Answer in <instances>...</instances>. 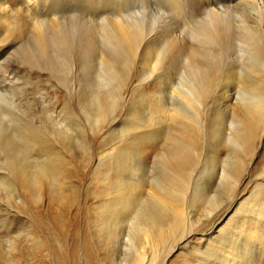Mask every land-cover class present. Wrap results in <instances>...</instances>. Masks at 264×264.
<instances>
[{"label": "rangeland", "instance_id": "374dc122", "mask_svg": "<svg viewBox=\"0 0 264 264\" xmlns=\"http://www.w3.org/2000/svg\"><path fill=\"white\" fill-rule=\"evenodd\" d=\"M11 1L0 0L1 17L5 14L3 7H12L9 5ZM55 1L56 4H52V1L42 0L38 5L40 11L48 8L57 10L56 20L66 22L63 24L67 27L63 30L64 41L58 43V33L52 29V20L48 17H54L53 14L44 16V25L50 29L42 37H46V40L43 39L45 47L49 44L46 41L53 39L48 50L41 49V42L37 45L40 39L34 35L35 27L28 20L29 15L26 16L25 12L29 11H26L28 5H24V0L20 1V6L26 10L12 12L18 17L17 21L11 16L7 21L8 28L18 24L22 29L17 37H9V40L6 34V42L15 40L16 44L0 59V135L12 142L10 150L13 159L16 155V160L20 158L23 152L21 146H24L26 139L36 141L39 135L46 146L53 144L59 150V158L54 160L46 157L44 167L47 173L41 178L36 176L34 184L39 182V185H35L31 193L21 188L18 190L17 184H11L12 193L15 194L17 190L20 192L21 202L17 198L5 202L3 187L0 186V247L7 257L5 261L0 259V264H230L234 254L239 256L235 257L236 263L232 264H264V225L249 222L254 214L255 200H252L251 194L256 192V177L264 174V135L262 144H256L257 153L251 159V164L243 170V177L237 187L221 181L219 177L223 167L220 164L202 161L194 167L188 166V175L185 174V179H188L183 187L182 203L179 204L182 218L177 229H166L172 217L168 211L157 206L158 213H166L167 221L164 223L168 222L166 227L164 224L166 233L158 249H149L150 245L142 243L139 236L132 244V228H128L125 221L116 220L110 211L120 204L114 202L109 210L96 206L119 194L116 184L104 186L98 180L102 179V174L112 177L121 172L122 166L141 165L133 154L128 153L135 147L138 134L151 130L160 134L164 142L168 130H171L169 126L166 127L172 120L170 108L175 103L181 105L179 88L183 82L189 83L187 68H184L187 66L181 60L185 36L183 28L188 23V12L193 10L196 13L205 0H179V9L167 0H53V3ZM243 13L246 20L252 15ZM37 16L38 19L42 18ZM116 17L126 19L125 22L128 21L132 28L138 30L141 27L139 30L143 37L138 32L133 43L135 47L131 51L123 41L113 39L114 42H111L114 37L107 33L106 23ZM263 17L260 18L261 22H264ZM136 19L137 22H134ZM249 20L252 21L251 18ZM132 22H139L141 26ZM0 28L3 31L4 28ZM88 28L94 32L91 33ZM6 31L1 34L3 38ZM92 37L93 40H90ZM86 38L91 44L85 41ZM87 42L89 46L93 44L90 46H94L93 50H90ZM262 42L264 40L261 41L264 45ZM224 48L219 55L220 63L217 61L219 71L212 84L215 87L211 90L214 115L220 119L215 125L219 138L228 128L221 92L225 88L231 92L235 89L231 75L236 62V48L230 42ZM44 51L47 54L44 55ZM176 51L178 53H174ZM102 52H106V55L103 56ZM61 61L66 66H61ZM105 62L110 65L113 63L108 67ZM103 76L105 78L101 79ZM186 83H183L184 88L188 86ZM32 143L27 145L30 152ZM153 158V154L149 155L143 165L146 180L141 184L146 187L141 197L150 209L153 207L148 194L153 193L150 180L156 176L158 181L155 180L154 185L160 186L162 174L166 170L162 169L165 167L163 162L155 163ZM1 162L0 154V173H3L6 164L3 162L2 165ZM32 165L29 163L27 166L34 171L36 167ZM64 169L69 174L62 173ZM57 176L59 179L53 180ZM196 189L203 191L206 197L195 198ZM251 225L255 231L247 237L249 241L244 239L246 234L242 231L248 227L252 229ZM217 230L222 232L223 237L212 233ZM210 236L212 240H208ZM241 243L243 248L240 247Z\"/></svg>", "mask_w": 264, "mask_h": 264}, {"label": "bare ground", "instance_id": "6f19581e", "mask_svg": "<svg viewBox=\"0 0 264 264\" xmlns=\"http://www.w3.org/2000/svg\"><path fill=\"white\" fill-rule=\"evenodd\" d=\"M20 1L21 0H12L11 3L9 4L10 6H12L11 8L7 6V8L3 7L2 9L3 13L5 14L3 17L0 16L2 19V21L0 20L1 21L0 26H2V29L4 28L3 31H1V28H0V31H1L0 32V59L6 54V52L15 43L14 42L15 40L11 42H6L7 41L6 40L7 38L5 37L6 34H8L7 37L9 40V37H17L19 33L21 32L22 28H19L18 24L16 25L14 24L15 27L13 26V27L8 28V23H7L10 16L11 18L12 17L16 18L14 14L12 15V12L15 11L16 13L19 10L25 9L24 7L22 8L20 6ZM26 1L28 2V4L26 3ZM49 1L50 3L52 1V4H56V1L54 3H53V0H49ZM167 1L173 4L174 7L178 6L177 8L179 9V5H178L179 0H167ZM31 2H33V4H30ZM31 2H29V0H24V5H28V7L26 6V9L28 10L26 9L25 10L29 11V12H25L27 14L25 15L26 16L29 15L30 19L25 17V15L24 17L28 19L29 21H31L32 25L35 27L34 35H36V38L40 39L39 42L36 40V43L38 42L37 45H39L41 42L40 46H42V48L41 47L39 48L41 49L46 48L48 50V48H50L48 47V45L50 44L51 40L53 43V39L47 40L48 42L46 41V44L49 43L47 44V47H48L47 48L45 47V44H44L45 42L43 40L44 38L46 40V37L44 36V38H42L43 35L45 33H48L50 30V29L48 30L47 25H44V23L46 22L44 16H47V15L53 14L54 17H50V16L48 17L49 19L51 18L52 20V25H51L52 29L56 33H58L57 34L58 43H62V41H64L63 40L64 31L63 30L64 28H67V27H64L63 25L66 23L64 20H62L64 21V23L59 21L60 19L56 20L58 18L56 14L57 10L56 11L53 9L48 10L49 9L48 8V9L40 11L38 5L42 3V0H32ZM47 11H49V13ZM192 11L188 12L189 15L186 13L187 11L186 12L184 11V13H186V15H188L189 17L187 16L188 23L183 28V34L185 36L183 37V51L181 54V60L187 66L184 68L185 69L187 68L186 69L187 70L186 71L187 80L189 81V83L187 84L186 82L182 81L183 83H186L188 86L186 85L187 87L184 88L185 85L183 86V83H182V85L179 88V91H180L179 94H182L181 96L179 95V99L181 100L180 101L181 105L175 103L172 106V108H170V111L172 114V117H171L172 120L169 121V124H167L166 127L169 126L171 130H168V134H166L164 142H163V139L161 140L162 137L161 138L159 137L160 134L159 135L155 134L151 130L149 132L150 134L148 132L139 133L137 136V142H136L135 147L131 149L130 151H128V153L133 154L134 155L133 157H135V159L141 165H139V167H133V166L123 167L122 166V170L119 174L114 175L115 173L114 171V173L112 174L114 176L112 177H109L110 175L107 177V175L102 174L101 175L102 179L98 178V180L99 181L101 180L104 186H111L112 184L114 186L116 184L115 186H117L118 188L117 190L119 191V194L118 196L111 197L105 201H102L101 204L96 205L97 208L99 209L107 208L109 210V207H111V205L114 204V202H116L117 204H120L119 207H115L116 209L114 208V210H110V211H112L111 213L115 216L116 220H122V222L125 221L126 226L128 228L129 227L132 228L131 234H130L132 235V237L130 238V241L132 242V244L134 243L135 238L139 236L142 239V243L150 245L149 249L152 248V250H153V247L154 248L157 247L158 249V245L162 242V238L164 237V234L166 233L165 227L168 224V222L167 224L164 223L165 220L167 221V219L165 218L166 213L164 212L161 213L162 211L158 213L157 208L161 207L165 212L168 211V213H170L172 217V221L167 225L166 229H168V227L170 229L171 228L174 229L176 227L177 229L179 219L180 217L182 218L181 216L182 214H180L181 209H180L179 204L182 203L181 199L183 197V187L186 185V182L188 179V178L185 179V174H187L186 170L188 166L194 167L195 165H197V163H200L202 161L203 162L205 161L206 163L208 162L209 164H212V165L213 163L220 164L221 168L223 167L221 169V174L219 177L221 181H223V183L226 185L230 184L231 186L237 187L240 183V180L243 177V170L246 169V166H249L251 164V159L257 153L258 148L256 144L257 143L262 144L261 138H263V135H264V45L261 44V41L264 40V22H261V19H260L261 16L264 15V0H205L202 6L197 10L196 13ZM243 12L245 13L248 12L250 13V15L252 14L255 17V19L253 18L252 15L248 17L249 19L250 18L252 19L253 23H251L252 22L251 20L249 19L246 20L244 18L245 16ZM34 13H36V15H34ZM248 13H247V16H248ZM37 15H39L42 18L38 19ZM17 18L15 19V21H17ZM4 19L6 23L4 22ZM111 20L108 21L107 19L108 22L106 23V25L108 27L104 26L106 29L108 28L107 33L109 32L112 35V37H114L112 38V40L113 39L118 40L119 42L123 41L126 44L127 48L130 49L131 51V49L135 47L133 43L136 42V39H137L135 38L137 37L136 35L138 34V32L139 34L142 33L139 30L141 27H139L138 30L135 28H132L130 25H128V21L125 22L126 19L122 20L121 17H116ZM248 21H251V22L249 23ZM31 22H29V24ZM129 22L131 24V21ZM134 22H137V19ZM134 22H132V24H135ZM94 24L96 25V23ZM138 24L139 22L135 25L138 26ZM87 26L91 27L92 25L88 24ZM105 28L103 30L104 32H105ZM5 29H7L8 31H6ZM23 30H25V28ZM4 31H6V33L4 34L5 38H3V36L1 35ZM89 31L91 30L89 29ZM92 32L94 31H91V33ZM96 32L98 33V31ZM100 32H102V30ZM104 32L102 33V35H104ZM86 34H89L88 30ZM110 34H108L107 36L110 37ZM66 36L67 35H65V37ZM140 36L143 37L142 34ZM89 37H90V34H89ZM88 39L89 38H86L85 41H88ZM109 39L111 40V38ZM90 40H93V37ZM110 40H109V43H110ZM112 40L111 42H114V40L113 41ZM228 42H230L231 45L236 48L235 49L236 55H234L236 56V58L234 57V59H236V62H235V65L233 64L234 65L233 75H231L233 77V82H234L233 84L235 85L233 86L235 87V89L233 90V92H231L229 88L228 89L225 88V89H222L223 93L221 92V102L224 104L223 108H225V111H226L225 120L227 121L228 128L222 132L221 138H219V136L216 133L217 129H215V127H217L215 125H217L216 123L219 118H217L215 116L216 113H214V106H213L214 101H212L213 99L211 95V90L213 87H215V86H212V84H213L214 77L216 76V72L219 71V70L217 71V65L220 63L218 60L220 57L219 55L222 52L224 46H226ZM89 43H88V47L91 48L90 46H92L93 44L89 46ZM43 44H44V47H43ZM68 44H70V41ZM84 44L85 43H83V47H85ZM54 45L56 46V44ZM118 45L122 46L124 44L120 43ZM118 45L116 47H118ZM50 46L52 45L50 44ZM60 48H58V50ZM70 48L71 46L69 47V50ZM92 48H94V46ZM92 48L90 50H93ZM231 48L229 49L231 50ZM58 50L56 52H58ZM60 50H62V48ZM46 51H44V55L47 54ZM82 51H85V50H82ZM82 51L81 53H83ZM152 51L154 52V49ZM60 53L61 51L59 52V54ZM102 53H103V56L106 55V52H102ZM174 53H178V51ZM55 54L57 55V53ZM107 57H109V55H107ZM61 59H62V56H61ZM50 61H52L51 58H50ZM217 61L219 63H217ZM98 62L102 64L101 61H98ZM112 63L113 62H111V65ZM62 64L65 65V63L62 62L61 66ZM109 65L110 63L107 64L108 67ZM230 67L232 68V66ZM219 69L221 70V68ZM104 76L101 79H104L105 78ZM182 76H184V72ZM108 77L110 76L108 75ZM39 78L40 77H38V79ZM182 114H183V117L181 118L180 116ZM158 122H162V121L158 120ZM31 126L33 125L31 124ZM35 129H38V128L36 127ZM38 133L40 132L38 131ZM25 134L27 133L25 132ZM32 141H30V139L25 140L24 146H21V150L23 152L21 153L20 158L16 160V157L18 155H16V157L13 159L12 157L13 155L11 154L12 150H10V146H11L10 144L12 142L10 143L9 138H5L4 136L0 135V154L2 155V161L6 164L5 166L6 170L3 171V173H0V186L1 188L3 187L2 194L5 197L4 199L5 202H7L9 199L11 200V198H17L21 202L22 196L20 192L18 191L19 188H21L26 193H29V192L31 193L32 190L35 189L34 186L39 185V182H36L34 184V182L37 181L36 176L38 178H41L45 175L46 171H45L44 163L46 162L45 160H47L46 157L49 156L48 158H51V159L54 158V160H58L59 158V153H58L59 150L57 151V149L55 148L53 144L46 146L47 144L43 143V139L40 138V135L36 141H33L34 143H32ZM30 142L32 143L31 146H33L31 152L28 151L30 150V147L28 148L27 146L30 144ZM28 152H30V154L32 153V155L29 156L30 154ZM152 154L154 155L153 160L155 161V163L156 161L163 162L165 167L163 168L161 167V168L162 169L165 168L166 170L162 174L160 186L154 185L155 180L158 181L157 179H155L156 176L152 180H150V183H151L150 189H153L152 194L148 193L149 197L152 198V204H153L152 209H150V208H147V206L145 205L147 204V202L143 200V198L141 197L142 193L146 192V187H144L141 184L144 183V180H146L143 165L147 162L146 159L149 157V155H152ZM3 162H1L2 165L4 164ZM29 163H33L34 165L32 166L36 167L34 171L29 170V167L27 166L29 165ZM262 166H264V157L262 160ZM63 172L64 173L68 172L69 174V171L65 169L62 170V173ZM58 177L59 176L53 177V180L59 179ZM11 184H17L16 186L18 190L15 194L12 193L10 190ZM256 185H257L255 189L256 192L254 191V193L251 194L252 200L253 198L255 200V202L253 201L255 204L253 207L254 214L251 217L253 220H251V218L249 217L250 218L249 222L254 223L255 225L257 224L264 225V174L261 175L260 177H256ZM204 196L205 195L203 191H199V189L195 190L194 192L195 198L201 199ZM183 201H184V198H183ZM248 205H250V203ZM5 209L6 208L4 207V210ZM246 221L248 222V219ZM164 224H165V227H164ZM247 224L249 225V223ZM252 226L253 225H251V227ZM245 229L246 231H242V233L245 232L246 238L244 239H247V237L251 235L255 231V229H253V227L252 229H250L249 227ZM213 232L216 234L218 233L217 235L222 234L220 230L212 231V233ZM221 236L223 237V235ZM209 239L212 240L211 236L208 238V240ZM249 239L250 238H248L247 240ZM242 242H243V239H242ZM240 245L239 246L243 248L242 247L243 243H241ZM235 249L237 251V248ZM237 256L239 255L234 254V256L230 258V261H229L230 264H232V262L236 263L235 257ZM137 257H138V253H137ZM0 259L1 261H5L7 259L6 255L2 252L1 247H0Z\"/></svg>", "mask_w": 264, "mask_h": 264}]
</instances>
